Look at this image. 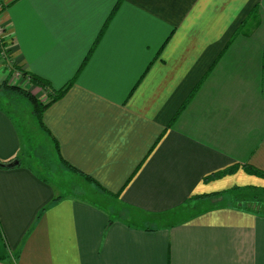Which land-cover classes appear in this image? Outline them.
Masks as SVG:
<instances>
[{"label": "crops", "instance_id": "0c3cea01", "mask_svg": "<svg viewBox=\"0 0 264 264\" xmlns=\"http://www.w3.org/2000/svg\"><path fill=\"white\" fill-rule=\"evenodd\" d=\"M0 6L13 66L53 90L73 82L42 124L105 196L39 175L0 103V264H264V213L222 204L264 189L242 169L264 171V0Z\"/></svg>", "mask_w": 264, "mask_h": 264}, {"label": "rangeland", "instance_id": "374dc122", "mask_svg": "<svg viewBox=\"0 0 264 264\" xmlns=\"http://www.w3.org/2000/svg\"><path fill=\"white\" fill-rule=\"evenodd\" d=\"M1 13L2 7L0 6V62L5 68V79L9 81L10 85L16 84V86L20 85L19 87L26 81L30 84L29 78L23 76L9 59L11 41L3 25ZM3 83L4 81L0 85ZM41 101L45 102V100ZM0 103L11 111L14 118L17 119L24 137V160L26 163L35 168L39 175L62 188L66 196L100 200L101 202L105 200L104 194L94 187L91 182L67 169L66 165L60 160L53 141L33 118L27 103L16 96L4 93L2 88H0ZM228 195L229 198L222 202L223 205H235L248 211L264 213V189L242 188L234 194L231 191ZM216 203L220 204V202L215 201L214 204ZM211 204L210 206H212Z\"/></svg>", "mask_w": 264, "mask_h": 264}, {"label": "trees", "instance_id": "16d2710c", "mask_svg": "<svg viewBox=\"0 0 264 264\" xmlns=\"http://www.w3.org/2000/svg\"><path fill=\"white\" fill-rule=\"evenodd\" d=\"M256 14V10L253 11V16ZM23 76L28 77L29 78V82L33 87L39 88L40 90H43L45 92L48 93V98L45 102H42L40 99H38L35 95H33L29 90L27 89H23L19 86H13V85H8L6 83V81L0 85V88H2L3 92L9 95H13L18 97L19 99H21L22 101H24L25 103H27L30 107L31 113L33 118H35V120L38 122V124L40 125L41 128L44 129L43 124H42V114L43 112L54 102H56L57 100L61 99L63 97V95L66 93V91L68 90V88L72 85V81L68 82L63 88L59 89V90H53L51 88L50 83L37 76L34 74H27L21 70H19ZM54 143V142H53ZM55 147H56V151L58 154V147L57 145L54 143ZM59 156V154H58ZM61 160V159H60ZM63 162V161H62ZM64 163V162H63ZM67 167V169L71 170L73 173H76L80 176H82L84 179H86L87 181L91 182L92 184L95 185V183L93 181H91V179H89L86 176L81 175L80 173H78L77 171H75L71 166H69L68 164L64 163ZM237 169V167H231L223 172L217 173L215 174L213 177L215 178H220L222 176H225L227 174H232L235 172V170ZM242 169L245 173L249 174V175H253L259 178H264V171H260L258 169H255L254 167L248 166V165H244L242 166ZM98 188V185H95ZM99 189V188H98ZM238 188H234L232 189V193H236V191H238ZM231 192V191H230ZM230 192H227L230 194ZM216 198L222 197L223 194H215L213 195ZM257 212V211H255ZM258 213V212H257Z\"/></svg>", "mask_w": 264, "mask_h": 264}, {"label": "water", "instance_id": "95a60500", "mask_svg": "<svg viewBox=\"0 0 264 264\" xmlns=\"http://www.w3.org/2000/svg\"><path fill=\"white\" fill-rule=\"evenodd\" d=\"M17 164V162H14L13 165Z\"/></svg>", "mask_w": 264, "mask_h": 264}, {"label": "built area", "instance_id": "2783aa9c", "mask_svg": "<svg viewBox=\"0 0 264 264\" xmlns=\"http://www.w3.org/2000/svg\"><path fill=\"white\" fill-rule=\"evenodd\" d=\"M0 31H1V27H0Z\"/></svg>", "mask_w": 264, "mask_h": 264}]
</instances>
